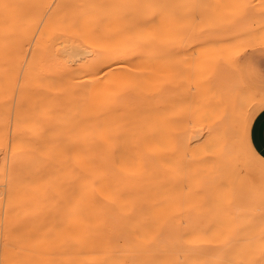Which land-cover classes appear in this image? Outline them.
Here are the masks:
<instances>
[{
  "label": "bare ground",
  "instance_id": "bare-ground-1",
  "mask_svg": "<svg viewBox=\"0 0 264 264\" xmlns=\"http://www.w3.org/2000/svg\"><path fill=\"white\" fill-rule=\"evenodd\" d=\"M171 2L0 0V264H152L150 232L143 261V227H152L143 207L152 214L158 193L203 187L235 157V128L252 158L238 116L244 92L254 93L210 51L226 42L210 40L207 55L195 45L204 102L191 106L185 69L174 74L191 43L161 29ZM212 8L200 10L217 38ZM194 10L183 21L200 35L204 12ZM179 35L187 46L174 59ZM230 250L233 264L264 263L262 248Z\"/></svg>",
  "mask_w": 264,
  "mask_h": 264
},
{
  "label": "rangeland",
  "instance_id": "rangeland-1",
  "mask_svg": "<svg viewBox=\"0 0 264 264\" xmlns=\"http://www.w3.org/2000/svg\"><path fill=\"white\" fill-rule=\"evenodd\" d=\"M193 1L194 0H188V2L186 0H172L169 11L165 14L161 23V29L165 32H169L172 38L175 37L173 33H175L176 30H179L183 36L185 35V37L179 35L180 37L177 36L175 38L178 44L171 38L174 44L176 43L178 50L176 45H173L176 48V52H174L175 48L172 46V42V49L170 50H173L171 51L173 58L175 56H180V58L188 56L185 58L186 60L183 66H179V64L182 65V63H179L182 58H178V65L174 67V74H176L175 78L177 79L181 77L179 73L182 72H179L178 68H180V70L182 68L183 70L185 69L184 71L186 73L184 75L186 76H184L185 79H182L184 83H182L180 87L183 89L182 91H184L185 88V92L188 90L191 106H200L204 102L203 96L201 95V79L198 75L197 66L198 53H200L198 51L201 50V48H196L195 45L198 44L201 46L203 45V54L207 55L211 53L210 51H215L214 53L218 55V58L224 57L218 59L221 62V65L218 64V66L220 65V67H222L220 69H225V66H227L226 69L229 70L230 78L238 74V76L240 75L242 85L246 89H253L256 94L264 90V48L259 46L249 48L247 44L244 43V40L250 37L257 28L264 29V26L261 25L260 22L261 19L264 18V0H202L203 3L201 2L199 6L204 5V1H209L210 4L207 2V6L213 7L212 9L215 10L214 13L218 14V16L215 14L214 16L212 15L214 18L213 22L219 24V27H221L217 29L218 25L216 24L217 26H215L211 21V25H213L216 31L222 30L218 31L219 33L215 32V29L213 30L217 38H210L208 33H206L208 25L205 23L207 19V17L205 19V14L210 10L206 9L207 6L201 7L204 8V11L208 10L207 12L200 10L201 8L198 9L196 7V2H194L193 6L194 8L196 7L197 11L200 10L204 12L202 15H204L203 18L205 21L203 22L202 19L201 22H203L206 27L204 25L200 27L202 26L200 24L199 29L201 31L202 28H206L202 30L204 32L206 30L205 33L201 31L200 33L198 32L200 35L193 34L192 31H190L193 30V26H191L192 22L189 27V21H191L189 19H187L189 20L187 21V27L185 26L186 18H190L188 15L193 13L191 10H194L192 7ZM183 5H188L191 8H188L191 13L190 11L184 12L188 9L186 8L187 6L185 7ZM183 7H185L186 10H183ZM196 9L194 13H196ZM181 11L183 12L181 13ZM182 14L187 15V17L185 15L184 21V15ZM207 16L209 15L207 14ZM209 17L211 18V16ZM218 19L221 20L219 21ZM224 19L227 22H225ZM227 19H230V22ZM207 23L210 24L208 20ZM222 26L226 29H223ZM228 26L230 27L229 29H227ZM183 28L187 31H183ZM188 30L190 32H188ZM223 32H228L230 36L234 35V38ZM218 34H222V38L218 36ZM181 37L188 38H186L187 40H182ZM201 38H203V41ZM179 39H181V41ZM193 39H195L194 42L197 44L193 42ZM184 40H186V42L188 41L187 44L191 43L188 47L190 51L187 50V55H185L186 53L184 52V56L180 54L178 56L177 54L182 51L183 48L185 50V46H187ZM204 40H208L209 43L207 44ZM210 40H214V45H217L215 40L217 42L221 41L222 43L225 41L226 45H220L218 42L219 46L217 45L213 48V43H211L213 49L210 47V50L208 46L210 42H212ZM231 40L235 41L232 43ZM169 41L170 40H168V44H170ZM182 41L185 42H183V44H185L184 46L179 45ZM206 44L209 49L205 48ZM229 44L230 47H228ZM222 45L224 46L222 47ZM230 48L231 50L229 51ZM225 50H227V53H224ZM202 53L201 55H203ZM223 54L227 56L225 57ZM208 64L209 63H207L206 68L209 67ZM217 69L219 70V68ZM180 87L178 84L179 96H181L183 100L180 101L183 103L187 94L185 96V92H182ZM244 93L246 94L244 96L243 108L238 116L242 119L243 123L257 102V97L254 94L248 92ZM179 103L182 104L181 102ZM166 108H164V110L167 112L168 109L166 110ZM205 125V123L202 124L204 130L200 127L203 130V132H200V141L205 144L203 148L211 145L210 142L204 139V133L207 128V125ZM233 137L237 143L235 157L226 159L227 161L225 159L221 160V162L216 165L211 175H207V177L204 178L203 187L198 186L197 190L193 188H185L184 191L176 190L175 193H169V195L166 193H158L156 196L157 204L152 214L147 210V205L143 207L142 212L144 221L146 222L147 220V223L151 222L152 224L151 228H149L146 223L143 227L144 241L142 248L144 253L143 261L145 263L147 259H149V257L146 256V250L149 249L147 232H150L153 236V242L150 245V248L153 250L150 257L152 264H226V262H231V264H233L232 251L230 249L234 243L244 242L248 246L264 249V168L261 167L263 164L247 157L245 151L241 147L240 129L235 128ZM204 149L208 150L207 148ZM205 155L208 156L209 154Z\"/></svg>",
  "mask_w": 264,
  "mask_h": 264
},
{
  "label": "crops",
  "instance_id": "crops-1",
  "mask_svg": "<svg viewBox=\"0 0 264 264\" xmlns=\"http://www.w3.org/2000/svg\"><path fill=\"white\" fill-rule=\"evenodd\" d=\"M260 22H261V25L264 26V18L261 19ZM244 43L248 44L249 48H255L257 46L264 48V29L263 28H257L254 31V33H252V35H250V37H247V39L244 40ZM239 78H240V75H239ZM249 90L251 92H253L254 95L257 97V103L255 104V106L250 111V112L255 111L256 117H258V118L254 117L256 142L257 143H264V115L260 114V100L262 97H264V90H262L258 94H256L253 89H249ZM251 128H252V125H251V123H249L248 124L249 134H251ZM243 138H244V143H245V126H244ZM245 146H246V143H245ZM246 148L248 150L247 146H246ZM248 152L251 155L252 159L254 161L261 162V164H263V166H261V167L264 168V160L260 159V157L258 155H253L249 150H248Z\"/></svg>",
  "mask_w": 264,
  "mask_h": 264
},
{
  "label": "snow or ice",
  "instance_id": "snow-or-ice-1",
  "mask_svg": "<svg viewBox=\"0 0 264 264\" xmlns=\"http://www.w3.org/2000/svg\"><path fill=\"white\" fill-rule=\"evenodd\" d=\"M238 55V53H237ZM260 114L264 115V97L260 100ZM255 118L256 113L255 111H252L248 114L245 121V143L248 147V150L253 155H258L260 159L264 160V143H257L255 138ZM251 123V134H249L248 124ZM226 264H231V262H226Z\"/></svg>",
  "mask_w": 264,
  "mask_h": 264
}]
</instances>
